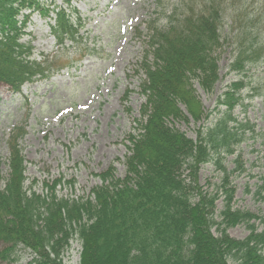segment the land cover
Returning <instances> with one entry per match:
<instances>
[{
    "label": "trees",
    "instance_id": "1",
    "mask_svg": "<svg viewBox=\"0 0 264 264\" xmlns=\"http://www.w3.org/2000/svg\"><path fill=\"white\" fill-rule=\"evenodd\" d=\"M70 9L44 8L37 0H0V84L19 93L25 83L49 79L61 57L68 60L67 42L73 54L90 51L79 35L78 12ZM23 11L44 17L52 12L49 30L62 55L33 58L31 44L22 42L29 21ZM165 20L164 27L148 22L145 34L136 31L146 46L134 70L143 76L144 103L125 138L123 177L110 165L95 175L99 184L85 197L59 198L58 181L45 183V194L36 193L25 187L23 128L12 131L8 173L0 176V263L15 264L21 249L29 255L27 264H64V252L76 240L79 264H264V217L233 209L235 191L229 183L234 172H244L236 149L246 134L255 133L254 124L233 114L244 83L226 86L217 100L223 110L197 129L195 140L172 124L209 119L195 85L213 93L219 81L216 53L223 45L235 49L231 71L240 73L264 60V0H178ZM228 156L234 157L231 171L223 165ZM206 164L220 173L213 194L199 183ZM261 181L257 195L264 189ZM220 193L223 208L215 215ZM240 224L248 235L230 237L227 230Z\"/></svg>",
    "mask_w": 264,
    "mask_h": 264
},
{
    "label": "rangeland",
    "instance_id": "2",
    "mask_svg": "<svg viewBox=\"0 0 264 264\" xmlns=\"http://www.w3.org/2000/svg\"><path fill=\"white\" fill-rule=\"evenodd\" d=\"M37 1L50 9L68 6L65 0ZM176 2L178 0H162L161 11L157 0H70V5L84 20L79 35H83V43L90 51L84 55L73 54L71 44L67 43L68 60L61 57L59 69L49 79L26 84L19 94L0 84V176L6 177L8 173L7 140L14 129L22 127L24 135L20 147L26 165L25 187L31 186L36 193L45 194L48 191L45 183L53 185L58 181L55 193L59 198L85 197L99 184L95 175L110 165L114 166L118 177H123V161L128 153L125 138L133 131L144 103L139 94L143 76L134 70L146 46L136 37V31L145 34L148 22L164 27L171 6ZM26 14L30 18L22 42H30L33 58L39 61L40 54L62 55L63 49L57 52L49 32L52 12L47 17L37 12L26 11ZM234 53V46L230 44L217 51L219 81L212 94L195 85L199 102L209 119L172 124L195 140L197 129L209 126L223 110L217 106V100L226 86L237 81L244 83L238 94L240 105L235 106L233 114L240 122L254 124L255 133L246 134V139L236 149L244 172L236 171L229 177L235 191L232 207L264 217V189L257 195V187L264 179V60L238 73L229 68ZM233 159L228 156L223 162L228 171L234 170ZM219 174L211 164L200 169L199 183L205 191L212 194L217 191ZM219 196L215 215L223 208L221 193ZM256 226L258 231L263 230L259 222ZM212 231L215 233V228ZM227 233L238 240L248 235L244 224L229 228ZM80 251L78 241L70 242L64 252V264H79ZM29 259V255L19 249L15 264H27Z\"/></svg>",
    "mask_w": 264,
    "mask_h": 264
}]
</instances>
